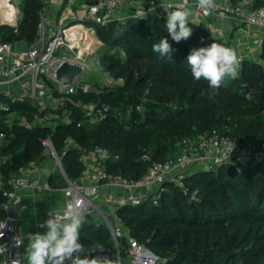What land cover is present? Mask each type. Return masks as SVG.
Returning <instances> with one entry per match:
<instances>
[{"label":"trees","instance_id":"trees-1","mask_svg":"<svg viewBox=\"0 0 264 264\" xmlns=\"http://www.w3.org/2000/svg\"><path fill=\"white\" fill-rule=\"evenodd\" d=\"M20 9L16 26L0 20V35L4 41L30 45L40 38L41 15L47 6L45 0H23ZM81 20L95 27L103 65L123 82L101 86L82 74L74 84V92L60 93L57 84L49 79L54 95L62 98L56 110L40 111L28 97L12 102L10 97L0 95L10 106L9 111H0L4 115L17 111L32 122L36 114H58L54 125L35 122L28 128L21 123L11 127L0 123V131L6 133L0 153L7 157L0 163V170L6 178L21 166L45 159L42 140L47 137L70 178L83 170L81 151L96 145L110 151L106 161L109 172L138 179L153 162L173 158L185 137L205 135L215 129L245 145L264 142V46L259 58L243 57L238 78L225 79L213 96L207 81L193 78L186 58L194 47L217 42L235 50V45L217 37L203 22H189L192 35L176 43L166 31V16L128 17L106 24L86 17ZM161 38L172 45V60L152 51V44ZM88 85L104 92L86 91ZM102 103L110 105L108 117L89 123L83 105ZM68 139L79 147L68 145ZM145 154L149 159L143 158ZM182 180L187 192L168 179L158 203L144 199L118 207L117 215L128 229L127 235L118 238L122 258L129 257L131 238L150 248L164 264H264L263 162L247 159L215 169H196L184 173ZM5 200L0 192L1 218L5 216ZM80 239L115 248L108 227L90 214L85 215Z\"/></svg>","mask_w":264,"mask_h":264},{"label":"built area","instance_id":"built-area-1","mask_svg":"<svg viewBox=\"0 0 264 264\" xmlns=\"http://www.w3.org/2000/svg\"><path fill=\"white\" fill-rule=\"evenodd\" d=\"M53 1L45 0L46 6L49 7ZM137 1L140 6L130 17L166 16L165 10L160 7L161 0H96L94 3H87L86 8L83 10V17L92 19L99 24L121 20L123 18L117 17L120 8L125 3H135ZM164 3L171 6L168 9L169 11L174 10L177 6H183L185 10L190 12L189 19L191 23L198 24L203 22L205 27L212 33L214 30L213 18L222 16L230 17L241 28H249L251 26L264 28V0H240L236 3L232 0H214L215 8L209 10L208 14H205V11L199 8L198 0H185L178 3L172 0H164ZM153 5L156 8L155 13L149 11ZM47 23L48 20L45 13H42L40 23V28L42 29L41 37L28 45L26 53L22 56L13 55L10 51L11 43L4 41L0 35V86L9 87L11 84L27 79V88L31 90L29 94L9 96L12 102L23 101L25 97L37 99L49 94L52 95L53 91L46 83L44 75L52 73L53 76H56V71L63 62L75 63L80 65L83 70L86 69L85 64L80 62L84 56V52L81 50L77 53L76 58L56 56L57 49L66 44L69 32H67V28L61 26L47 30ZM256 44L264 46V38L260 36ZM238 58L240 62L243 59L241 55H238ZM77 78L70 85L62 84L57 79L55 82H59L62 92H74V84ZM39 109L40 111L47 110L48 104L42 103ZM137 109H140V106H137ZM9 110L10 106L0 100V111ZM109 112L110 105L107 103L100 105L86 104L84 106V116L92 124L106 119ZM56 119L58 120L57 114L45 112L44 115L39 116L38 121L46 124L50 121L54 122ZM65 119L68 120V118ZM21 124L28 128L33 127V122L25 119ZM5 138L6 133L0 131V147ZM42 143L44 147H48L51 150L50 156L57 160L65 176L67 184L63 191L68 197L62 210H47L44 220L49 218L50 212L66 217L73 208L80 209L84 216L87 214L95 216L108 227L115 242V248L111 246H96L89 241L82 240L86 254L90 257L108 258H112L115 255L121 261L123 258L120 253L118 238L122 235L121 226L123 228L126 227L120 217H118L116 207L111 206L109 213L102 209L99 204L100 200H102L101 186L127 188L129 192L126 200L124 201L123 199V201L128 205L141 203L144 199L151 200L156 204L161 197L162 186L168 179L176 181L178 185L184 188L185 192L188 191L182 180L183 174L188 172V170L215 169L224 163H240L247 159H256L264 164V142L258 145H245L240 139L227 136L213 129L205 135L185 137L180 143L178 153L173 158L163 162H153L147 172L138 179L125 178L109 172L106 161L110 157V151L106 146L96 145L81 151L79 161L83 166L84 173L78 180L74 181L66 175L61 158L57 154L51 138H45ZM66 143L77 146V143L71 139L66 140ZM143 158L149 159V155L145 154ZM24 173L25 167L22 166L16 174L6 178L0 170V192L6 197V200L2 203L5 216L0 217V223L6 222L7 224L3 240L0 242L8 243L13 254L17 251L23 252V247L20 249L13 247L14 241L22 238L18 232L20 220L18 216L11 215V210L19 198V192L24 188L30 187L50 188L48 182H43L37 178H26ZM89 174L93 175L96 183L90 184L87 182L91 181V179H88ZM192 197H194L193 194ZM127 254L134 264H164V260L159 258L150 248L144 244L137 243L131 238Z\"/></svg>","mask_w":264,"mask_h":264},{"label":"clouds","instance_id":"clouds-1","mask_svg":"<svg viewBox=\"0 0 264 264\" xmlns=\"http://www.w3.org/2000/svg\"><path fill=\"white\" fill-rule=\"evenodd\" d=\"M198 6L208 14L209 10L215 8V3L214 0H198ZM160 7L166 12L165 27L171 39L176 43L189 39L193 32L188 26L190 12L183 6L169 11L171 6L164 3V0H161ZM149 11L155 13V6ZM152 51L166 60H172L171 53L174 49L166 38H161L158 43L152 44ZM186 59L193 78L208 82L210 95L218 94L225 79L238 78L240 61L237 52L220 43L194 47ZM84 223L85 216L78 208H73L66 217L50 212L49 218L38 225L46 231L27 232L20 240L14 241L13 247H23V252L13 254L8 243L0 242V264H123L115 255L108 258L85 254V246L79 242ZM6 228V222L0 223V241L3 240ZM24 241H27L26 246Z\"/></svg>","mask_w":264,"mask_h":264},{"label":"crops","instance_id":"crops-1","mask_svg":"<svg viewBox=\"0 0 264 264\" xmlns=\"http://www.w3.org/2000/svg\"><path fill=\"white\" fill-rule=\"evenodd\" d=\"M64 1L65 0H54L53 3L49 7H47V9L45 10L44 13H45L46 19L48 20V23L46 26L47 30H50V28H53V29L59 28L60 26L64 27L63 24L60 23V21L58 20H60L62 16L68 11V7H72L73 5L77 4L79 5L80 8L82 7L81 12L83 13V10L86 8V5L88 3L85 0H68V2L64 4ZM172 1L178 3V2L185 1V0H172ZM139 6L140 5L138 1L135 3H125L120 8V11L117 15V17L120 16L123 19L117 20V21L119 22L123 20L125 21V19L130 17L132 13L135 12L139 8ZM79 18L81 19L82 16ZM0 20H1V23H5L1 18ZM213 22H214L213 34H215L217 37H220L224 40H231L235 45V51L237 52L238 55H241L242 57L259 58L261 49H254V48H256L255 46L257 45L256 41L258 40V38L260 36L264 38V28H260L257 26H251L249 28H241L239 27V25H237V23L233 22V20L228 16L214 17ZM17 23H10V25L15 26V24ZM83 23L84 22L82 20L81 23L79 24L81 25ZM83 25L87 29H91V30L93 29V27L88 26V24L84 23ZM41 33H42V29L40 28V35ZM238 42H240V45L238 44ZM71 44H72L71 39H69L68 37L66 44L64 46H60L59 49H71ZM27 48H28V45L25 42L18 41V42L11 43L10 51L13 53V55L22 56L26 53ZM98 54L100 56V53ZM94 57L95 58L97 57L98 61L102 63L101 56H100V59L98 58V56H96V54L94 55ZM81 61L85 64L83 57ZM85 66L87 67V64H85ZM79 77L77 78V81ZM47 80L49 79L46 78V83L50 87ZM53 83L57 84L58 92L62 93L60 89V84L55 81H53ZM27 86H28L27 79H23L16 84H11L9 85V87L0 86V95H5L9 97L14 94H19V95H24L26 93L29 94L31 93V90L28 89ZM30 99L35 103V105L38 108L42 103H46L48 104V108H51L52 110L53 109L56 110L62 103V98L55 96L54 93L52 95L49 94L43 98H37V99L30 98ZM0 100L2 101V99ZM85 105L86 104H84L83 107ZM53 113H56V112L54 111ZM38 118H39V115L36 114L34 120L32 121L33 124L35 122H39ZM24 119L28 120L24 114H20L17 111L8 112L5 115L3 114V112H0V123L5 125L6 127H11L14 123H21L23 122ZM56 122H57V119L54 122L50 121L46 124L54 125ZM2 131L4 132V130ZM4 141L2 142V145L4 144ZM44 157L45 159H43L38 164L35 162H31L23 166L25 167L24 177L29 178V179L37 178L43 182H48L50 185V188L44 189L42 187H38V188L30 187V188H24L19 192V196H18L19 198L13 208H16L17 203L22 202V206L19 208L18 215H17L20 220L18 232L21 236H23V234L27 232L40 231L43 233L44 231H46V229L38 227V225L41 224L42 221L44 220L46 211L50 209L54 211L62 210L65 207L66 201L68 199L67 195L63 191V188H65L67 184L66 179L59 165H56V167H54V165L52 164L50 160L52 158L51 156H48V157L44 156ZM4 160L5 159H3V156L1 155V163L4 162ZM57 167L59 168V170H57ZM43 168L49 171L48 175L41 171V169ZM188 171H193V170H188ZM83 173L84 172L82 170L80 175H77L74 178H70V177L68 178L76 181L80 178V176ZM88 179H91V181H87L88 183L90 184L96 183L92 174H89ZM100 188L102 192V200H100L99 204L101 205L102 209H104L107 213H109V211L111 210V206L116 207L118 209V207L125 204L124 201L126 200V197L129 192L127 188L106 187L105 185L101 186ZM122 201L123 203H121ZM112 217L114 218L113 215ZM120 230L122 234L121 236L127 235L128 233L127 228H123L121 226ZM79 242L82 243V240L80 238H79ZM26 244H27V241H24L25 246Z\"/></svg>","mask_w":264,"mask_h":264},{"label":"rangeland","instance_id":"rangeland-1","mask_svg":"<svg viewBox=\"0 0 264 264\" xmlns=\"http://www.w3.org/2000/svg\"><path fill=\"white\" fill-rule=\"evenodd\" d=\"M23 0H0V18L5 22L4 24L10 25V23H17L20 16H21V9L20 3ZM82 8V7H81ZM81 8L79 5H73L72 7H68V11L62 16V18L58 21L63 24L64 27H67V32H69L68 37L71 39V49H57L56 56H67L68 58H76L77 53L79 50L84 52L83 60L87 67L83 73L84 76L92 77L96 80L98 84L101 86L107 85H118L121 84L123 81L115 79L105 68L102 63L98 61L97 57L95 58L94 55L99 56V49L101 48V42L96 34V30L94 27L92 30L87 29L83 24L77 25L81 23V19L79 17L83 14L81 12ZM80 13V14H79ZM59 19V17H58ZM70 24V25H69ZM17 24H15L16 26ZM68 25V26H67ZM73 26H77L76 30L68 31ZM240 45V42H238ZM254 49H262L263 46L259 44L255 46ZM85 57V58H84ZM82 62V61H80ZM50 73V72H49ZM50 75V76H49ZM49 75H44V77L56 81L57 77L53 76L52 73ZM55 80H54V78ZM53 78V79H52ZM59 83V82H57ZM54 167L58 165V162L55 158L50 159ZM97 222H101L100 219L96 218Z\"/></svg>","mask_w":264,"mask_h":264},{"label":"water","instance_id":"water-1","mask_svg":"<svg viewBox=\"0 0 264 264\" xmlns=\"http://www.w3.org/2000/svg\"><path fill=\"white\" fill-rule=\"evenodd\" d=\"M83 74V69L80 65L71 63V62H63L56 71V77L57 81H59L62 84L70 85L73 84L77 77ZM86 91L94 92L96 94H101L104 92L103 89L95 86V85H88L86 87ZM43 155L48 157L51 155V150L48 147L44 148ZM7 157L3 156V159H6ZM57 170L59 168L57 167ZM41 171L45 174H49V171L47 169H41ZM22 206V202L17 203L16 208H13L11 210V215L17 216L18 210ZM123 264H134L131 258L127 257L122 260Z\"/></svg>","mask_w":264,"mask_h":264},{"label":"bare ground","instance_id":"bare-ground-1","mask_svg":"<svg viewBox=\"0 0 264 264\" xmlns=\"http://www.w3.org/2000/svg\"><path fill=\"white\" fill-rule=\"evenodd\" d=\"M77 25H80V24H77ZM77 26H73L72 28H70L68 31H73V30H76L77 28H76Z\"/></svg>","mask_w":264,"mask_h":264}]
</instances>
